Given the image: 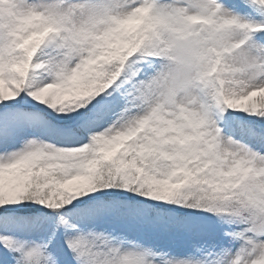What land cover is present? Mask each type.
<instances>
[{"label":"snow or ice","instance_id":"1","mask_svg":"<svg viewBox=\"0 0 264 264\" xmlns=\"http://www.w3.org/2000/svg\"><path fill=\"white\" fill-rule=\"evenodd\" d=\"M0 264H264V0H0Z\"/></svg>","mask_w":264,"mask_h":264}]
</instances>
